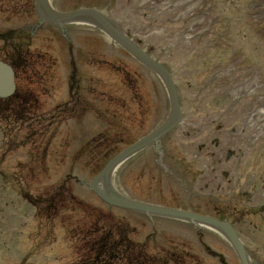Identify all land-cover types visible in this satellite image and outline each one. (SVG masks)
Wrapping results in <instances>:
<instances>
[{
	"label": "rangeland",
	"instance_id": "374dc122",
	"mask_svg": "<svg viewBox=\"0 0 264 264\" xmlns=\"http://www.w3.org/2000/svg\"><path fill=\"white\" fill-rule=\"evenodd\" d=\"M49 2L58 12L88 7L106 15L124 34L152 57L154 55L162 61L176 75L177 91L184 112V122L177 131H189L191 136L198 131H249L246 132L248 140L244 143L245 149L241 152V157L244 158L236 167L237 173L233 175L235 178L240 175L245 177L242 181L244 191H249L250 183L255 177L264 175V0ZM34 8L35 0L0 1V29L31 30L38 22ZM38 31L33 35L31 51L46 57L54 64L52 79L55 73L56 92L46 103L40 98L44 101L40 104L44 117L38 123L33 120L30 124L11 125L15 131L13 135H9V132L3 131L6 125L0 122V264H73L77 253L72 232L81 238L78 242L80 245L86 240L85 236L95 231L94 225L100 216L114 221L117 217L128 215L107 207L89 191L87 185L97 173L100 163L98 159H102L101 153L104 158L109 150L120 151L134 139L153 130V94L157 92V111L168 102L162 85L159 84L160 94L155 87V76L140 67L95 29L72 24L66 26L65 35L54 26H45ZM68 47L69 59L74 64L77 63L75 67L79 79L76 83L68 81L69 69L64 63L67 60ZM6 50L0 43V55L5 54ZM97 57L107 62L102 63L105 66L99 67V64L90 61ZM202 59L208 61L207 66L202 67ZM96 61L99 63V59ZM33 63L36 68L38 64ZM210 68L213 71L209 76L206 69ZM123 72H128L127 77L122 78ZM34 73L37 74L35 69L29 71L31 78ZM20 78L23 82L19 86V92L26 96V91L31 93L32 89L28 87L30 83L24 81V73ZM211 80L221 85L211 86L208 83ZM134 83L137 89L133 93L125 84L131 86ZM74 87L80 88L78 95L85 100L84 105L77 104L74 111L57 113L59 125L52 126L49 122L52 121L51 117L57 111L56 108L69 95L76 93ZM153 87L156 90L154 93ZM207 88H213L211 92L214 95L209 94ZM37 91L42 92V89ZM95 91L113 95L118 100L109 107L91 96ZM119 105L122 109L126 105L127 109L122 111L118 109ZM84 108H87L86 112ZM102 108L105 111L110 109L112 114H102ZM54 128L58 131H52ZM102 131L101 138L104 140L96 150V155L94 152L91 157H83L81 162L74 161V154L93 136L92 133ZM48 135L55 137L47 147L49 155L54 147L56 149L60 145L65 147L69 155L63 157L60 151H56V159L62 156L64 160L60 164L54 162L55 167L52 171L49 170L50 174L38 179L31 175L32 166L28 164L26 154L30 156L33 143L39 146L47 144ZM183 135L184 133H180L177 143L186 149L188 147L185 164L193 167L191 154L198 153L197 147L193 148L196 142L186 140ZM222 138L225 141L228 139L225 136ZM189 141L192 142L191 147ZM209 164L208 160L200 163L198 168L202 172L192 173L196 167L188 174L177 170L168 178L172 181L175 178L174 182L185 183L187 193L191 196L197 193L218 194L216 186L226 183V179L220 175L224 167L216 169L208 166ZM25 167H28L26 171ZM15 174L20 176L15 178ZM4 175L9 179H3ZM112 182L127 197L153 204V150L148 148L142 151L122 166L115 173ZM20 187L25 188L22 194L26 192L24 197L28 196V200L21 197ZM252 191L260 197L264 193V184L259 185L258 189L254 187ZM43 192L44 196L41 198L46 197L47 200L53 197L52 202L56 203L57 211H48L46 208L42 210L44 213L37 211L35 217V210L30 204L35 202L32 195L37 196ZM134 215L129 216L133 224L128 222L134 226L135 241L142 243L147 239V251L150 253L157 251L158 245L153 246V242L162 246L168 245L159 241L160 235L157 232L153 233L157 229L153 227L154 224L157 225V221L153 223V219L144 215ZM160 223L174 228L172 221ZM174 231L185 236L180 229ZM249 231L243 234H247V239L253 241L249 245L253 252L251 263L264 264V257L256 258L255 246H252L261 241L257 242L256 237L253 240ZM186 233L192 238V233ZM170 234L172 243H177L178 240L172 236V230ZM256 234L258 236V232ZM209 235L215 238H210ZM201 238L199 242L196 238L183 241L188 253L195 258H187V262L192 263L183 264H240L234 251L220 236L203 230ZM133 250L136 254V249Z\"/></svg>",
	"mask_w": 264,
	"mask_h": 264
},
{
	"label": "water",
	"instance_id": "95a60500",
	"mask_svg": "<svg viewBox=\"0 0 264 264\" xmlns=\"http://www.w3.org/2000/svg\"><path fill=\"white\" fill-rule=\"evenodd\" d=\"M44 1L45 0H38V4H37L38 9L39 7H41V4H43ZM49 16L50 17L48 18H44L40 15V19L44 22H50V23H59V22L73 20V19H83V18H88L89 20L90 19L93 20V24L102 28L106 33H108L115 41H117L122 47L128 50L138 60H140L145 65H147L149 68L155 69L156 71H158L167 80L169 88H170L172 105H173V108L177 110L174 91H173V88L171 86L168 76L160 69V67L153 64L152 61L146 58L132 43H130L124 36L120 34V32L116 29L115 26H113L110 22H108L101 15H98L97 13H94L92 11H77V12L69 13V14H58V13L53 12L51 9H49ZM14 90H15V86H14L13 71L6 65L0 63V97L10 96L14 92ZM178 119H179V115L176 114V117L174 118V120L171 123H169L167 127L163 128L160 131H168L177 123ZM152 140H153V135L140 141L139 143H137L136 145H134L133 147L129 148L127 151L119 155L112 162H110V164L105 168V170L101 173V175H99V177L94 181L91 187L100 198H102L104 201L108 202L109 204L119 206V207H126L130 209L138 210L141 212H145L147 214H153V211L154 212L162 211V210H155L153 209V207H148V206H144L141 204L126 201L119 197H109L103 194L102 192H100L96 186L97 182L100 181L101 179L107 178L111 170L114 167H116L122 160H124L129 155L139 151L146 144L150 143ZM161 213L178 215L172 212H161ZM186 217L195 218L194 216H186ZM234 245L241 258L242 264H248V261L245 257V254L242 248L239 246L238 243H234Z\"/></svg>",
	"mask_w": 264,
	"mask_h": 264
},
{
	"label": "flooded vegetation",
	"instance_id": "af4514ba",
	"mask_svg": "<svg viewBox=\"0 0 264 264\" xmlns=\"http://www.w3.org/2000/svg\"><path fill=\"white\" fill-rule=\"evenodd\" d=\"M222 131H202L198 134L197 139L199 140V149L200 151H206V153L209 155L210 158H212V161L214 160L216 164L220 165L222 163L224 164H232L234 160L237 158V151L231 149V144L226 142L224 139L221 142L220 138L217 136L218 133ZM171 134L166 135L161 138L159 144L153 143V156L157 155V152L160 153L162 151L161 155L163 157L162 166L159 167L154 164L153 160V181H157L162 176H168L171 169L172 164H174L173 154H172V145H173V139L170 137ZM236 139V138H233ZM226 152V154H225ZM156 163V162H155ZM226 176L227 173H225ZM242 195H247V193H244ZM232 198V199H231ZM230 202L220 204V203H213L212 207V215L214 218L218 220H227L231 221L232 223L237 224L238 223V216L236 205H240L241 202H239L236 199H241L238 197H231ZM248 202L252 200V197H248ZM172 202H170L172 205L168 204L165 206H170L179 210H188L193 213H201L198 207H186L189 203L188 200L183 198L182 196H178L176 198L171 199ZM254 203V202H251ZM234 207H233V206ZM209 214V213H208Z\"/></svg>",
	"mask_w": 264,
	"mask_h": 264
},
{
	"label": "trees",
	"instance_id": "16d2710c",
	"mask_svg": "<svg viewBox=\"0 0 264 264\" xmlns=\"http://www.w3.org/2000/svg\"><path fill=\"white\" fill-rule=\"evenodd\" d=\"M118 247L119 246L116 242H110L108 239L103 243L101 242L100 247L97 251V256L102 259L106 256H109L110 258H117L118 256H120V249Z\"/></svg>",
	"mask_w": 264,
	"mask_h": 264
}]
</instances>
